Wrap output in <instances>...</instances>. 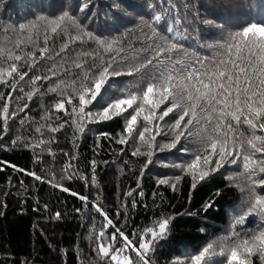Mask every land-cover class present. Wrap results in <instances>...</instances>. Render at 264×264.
<instances>
[{
    "label": "trees",
    "instance_id": "16d2710c",
    "mask_svg": "<svg viewBox=\"0 0 264 264\" xmlns=\"http://www.w3.org/2000/svg\"><path fill=\"white\" fill-rule=\"evenodd\" d=\"M85 2L0 0V44L11 47L17 39H23L26 43L18 54L32 52L35 47L43 46L46 29V25L38 22L37 17L54 19L67 11L76 23L66 21L57 34L49 33L53 35L49 41L51 49L58 51L68 36L79 34V25L104 41L117 42L115 49H124L117 57L119 61L143 46L144 33L150 34V29L143 26V20H151L153 15V8L149 5H153L157 11L161 8V0H87L89 6L81 12L80 7ZM167 3L168 0H164L163 6L167 7ZM172 3L178 7L168 17L169 22L176 15L182 20L187 16L189 21H193L179 26V42L194 56L212 58L218 49L208 45L226 40L229 33L253 20L264 22V0H172ZM115 4L120 6L114 7ZM204 19L213 20L214 24H204L201 22ZM32 23H37V27L31 33H19V25ZM5 27L9 29L7 33L4 32ZM29 34L35 41L34 45L27 39ZM84 52L98 53L105 61L116 55V51L106 52L94 40L84 37V42L69 44L67 52L62 54L64 59L57 57L56 62L64 64L67 61V66L72 67V61L80 59L91 65V57L80 55ZM52 63L47 59L41 60L40 65L29 72V77L20 82V86L28 91L30 85L26 82L29 78L47 74L46 69ZM96 63H100L99 58ZM21 71H28L27 66L22 67ZM57 79L54 77L49 82H38L43 94H37L31 101L13 99V110L25 103L28 107L9 122L7 134L0 127V136H3L0 139V264H104L93 251L95 242L89 239L105 224L104 218L92 207L93 203H98L114 224L123 226L126 235L136 241L139 233L152 227L155 221L162 217H174L167 238L161 240L155 252L150 254L154 264H173L174 260L198 252L207 243L228 233L233 213L247 196V191L242 192L237 185L246 187L247 181L243 176H236L234 181L226 177L241 172V167L226 165L220 172L200 182L195 189L191 188V178L185 176L178 185L179 190L173 191L157 182L161 178L178 175L179 170L171 165L182 162L187 158L186 154L175 150L157 151L153 163L140 176V169L147 157L132 156V147L115 142L124 127L120 117L98 124L86 123L82 133L69 124L54 134L45 127L41 137L36 131L40 125L58 124L69 119L53 108L61 97L47 93L49 85ZM134 79L138 77H114L108 92L114 97L118 96L120 90ZM10 91V87L0 84V94ZM23 95L19 90L13 92L14 97ZM57 116L61 120H57ZM173 118L174 114H170L165 119L170 124ZM102 133L109 136H102ZM41 138L48 143L31 147ZM170 138L158 136L157 142L163 143ZM121 148L123 152H120ZM92 161L96 162L95 183L92 182ZM9 164L15 167H9ZM66 164L71 167L65 169ZM16 168L35 172L45 181H52L58 186L38 181L24 171H16ZM61 187L67 191H62ZM133 189V195L127 196ZM141 191L144 193L142 197L139 195ZM80 196L87 197V202L81 200ZM206 204L212 206L205 210ZM56 213L60 214L59 219ZM248 226L253 225L249 222ZM106 231L111 235L115 229L108 228ZM133 233L137 235L133 237ZM130 254L135 257V253ZM221 259L224 258L214 257L213 264ZM252 261L253 264H261L259 256L252 257Z\"/></svg>",
    "mask_w": 264,
    "mask_h": 264
},
{
    "label": "snow or ice",
    "instance_id": "6c2138e0",
    "mask_svg": "<svg viewBox=\"0 0 264 264\" xmlns=\"http://www.w3.org/2000/svg\"><path fill=\"white\" fill-rule=\"evenodd\" d=\"M163 5L164 0H161L158 11L149 5L153 8L151 20L141 19L143 26L150 29V34L144 33L141 41L143 46L134 49L130 56L121 57L119 61L117 57L124 49H115L117 42L104 41L84 31L79 25V34L68 36L58 51L51 49L49 41L62 25L66 21L76 23L67 11L54 19L37 17V21L45 24L46 29L43 46L35 47L32 52L18 54L21 46L26 43L23 39H17L11 47L0 44V84L12 90L0 94V127L7 134L9 122L28 107L25 103L17 105L16 110H13V99L31 101L37 94H43L38 82H49L57 77L56 82L47 88V93L61 97L53 108L57 113L63 112L69 119L58 124L40 125L36 131L41 137L45 127L54 134L69 124L82 133L86 123L98 124L120 117L124 127L115 142L132 147V156L147 157L140 169V176L153 163L157 151L175 150L186 154L187 158L182 162L171 165L179 170L178 175L164 177L157 182L173 191L179 190L178 185L185 176L191 178V188L195 189L200 182L220 172L226 165H238L242 171L226 178L234 181L236 176H243L247 181L246 187H237L242 192L246 190L247 196L241 207L233 213L228 233L207 243L200 251L174 260L173 264H213V258L217 256L224 258L217 264H253L254 256H259L261 264H264V134H261L264 133V22L253 20L229 33L226 40L208 45L218 49L212 58L194 56L179 42V26L193 21H189L187 16L182 20L176 15L169 22L168 17L178 6L172 0H168L167 7ZM88 6L86 0L80 11L83 12ZM201 22L214 24L210 19ZM18 27L20 34L31 33L37 23ZM12 30L16 31L15 28ZM8 31L5 27L4 32ZM84 37L94 40L106 52L116 51V55L105 61L98 53H81L82 56L92 58L91 65L80 59L73 60L72 67L67 66V61L64 64L56 62L57 57L64 59L62 54L67 52L69 44L84 42ZM27 39L35 44L31 34ZM97 58L100 59L99 64L96 63ZM45 59L53 61L46 69L47 74L32 75L26 82L30 88L25 91L20 82L25 81L29 72ZM24 66H27L28 71H21ZM73 69L79 71L74 72ZM40 71L44 72L43 66ZM121 76L138 79L130 81L114 97L108 92V88L112 87L110 81ZM17 90L24 95L14 97L13 92ZM170 114H174V118L169 124L165 118L170 117ZM56 119L61 120V117L57 116ZM101 135L109 136L107 133ZM158 136L171 138L159 143ZM46 143L41 138L31 147H41ZM123 151L121 148L120 152ZM92 165V182L95 183L96 162L92 161ZM8 166L15 167L10 164ZM69 167L70 164L65 165V169ZM16 171H24L38 181L58 186L52 181H45L35 172L19 168ZM61 190L67 191L63 187ZM134 191L126 195L132 196ZM139 195L142 197L144 193L141 191ZM79 198L87 202V197ZM211 206L206 204L205 210ZM92 207L105 221L98 233L89 236L96 244L93 251L104 264H154L150 254L155 252L161 240L167 238L174 217H162L155 221L152 227L139 233L136 241L126 235L123 226L117 227L98 203H93ZM56 218H60L59 213H56ZM249 222L253 226H248ZM108 228H114L115 231L108 235ZM136 235L133 233V237ZM130 253H135V257Z\"/></svg>",
    "mask_w": 264,
    "mask_h": 264
}]
</instances>
